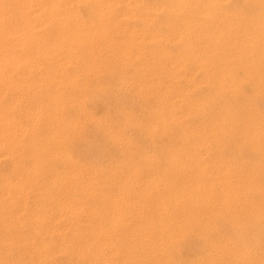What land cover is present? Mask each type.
I'll use <instances>...</instances> for the list:
<instances>
[{
  "label": "bare ground",
  "instance_id": "1",
  "mask_svg": "<svg viewBox=\"0 0 264 264\" xmlns=\"http://www.w3.org/2000/svg\"><path fill=\"white\" fill-rule=\"evenodd\" d=\"M72 1L0 0V264H166L197 229L206 252L195 264H264V15L224 19L222 27L178 15L153 30L142 12L119 13V1L89 0V16ZM249 3L264 8V0ZM160 41L184 51L140 45ZM90 53L97 63L109 56L133 65L135 92L155 101L141 120H129L144 137L170 138L173 131L158 126H177L160 157L133 156L122 144L127 162L115 169L130 174L115 189H108L113 176L98 180L103 168L68 150L89 118L81 106L86 91L101 85L78 80L64 65L85 76ZM144 57L150 63L140 68ZM200 68L213 92L193 100L190 76ZM150 69L160 77L148 78ZM244 85H254L259 101L247 96L244 106L228 107L220 95H245ZM214 96L218 113L201 115ZM65 106L85 118L62 116ZM187 115L198 121L186 124ZM227 141L259 159H232L223 151ZM250 218L254 227L245 225ZM220 225L238 233L224 236Z\"/></svg>",
  "mask_w": 264,
  "mask_h": 264
},
{
  "label": "rangeland",
  "instance_id": "2",
  "mask_svg": "<svg viewBox=\"0 0 264 264\" xmlns=\"http://www.w3.org/2000/svg\"><path fill=\"white\" fill-rule=\"evenodd\" d=\"M116 1H119V5L116 7L119 13H125L127 9L132 13L142 12L146 15L148 21H150L153 30H163L164 27L171 23L173 18L178 15L182 18L190 17L204 22L211 19L212 25L215 27H222L223 25L221 22L224 19L237 21L240 15L248 19L264 15V8L262 7V9H260L257 6H253L249 3L250 0H185L184 8L178 7V5L181 6L178 4L180 0ZM128 2L130 3L129 5ZM72 5L84 16H89L91 14L89 0H74L72 1ZM128 22L132 25H138L139 23L135 18H130ZM140 45L145 49H152L159 46L173 56L182 54L184 51L183 44H172L167 41H160V44ZM207 45L211 46L212 44ZM108 53L103 54L106 55ZM91 55L92 53H90L88 60L84 64L86 68L85 76H81V74L76 71L73 64L68 63L64 65V71L69 75H78V80L84 77L86 84L96 81L101 85V89L98 88L99 90L96 89V91H93L92 88L89 87L86 91L87 99L81 106L85 111L83 113L84 116L89 118L86 120L85 128L81 129L79 135L69 139L68 150H70L74 159L85 161L90 167H102L103 172L98 176V180H111L113 176V183H111V188L108 189H115L123 187L126 177L130 174L127 168L120 171H116L115 169L118 166H123V164L127 162L123 152V146L127 144L131 150H133V156L136 157H140L142 154L160 157V147H168L174 144L177 126L172 125L168 121L158 126L173 131V137L169 138L155 135L154 140H150L146 136L144 137L139 131L138 125H134V123L130 121L141 120L148 109L155 107V101L151 95L144 98L135 92L134 82L137 75L134 73L133 65L125 64L121 61L114 62L109 56L102 58L99 61L100 63H97L96 55ZM149 61L150 60L145 57L139 58L136 60V65L142 68L150 63ZM150 70L151 72H148L146 75L148 78L160 77L157 76L160 75L158 72L153 69ZM235 72L237 80L244 79L245 75L242 69H237ZM190 78L194 85L188 90V97H190V99L197 100L202 95L206 96L212 94L213 86L204 81L203 69L194 70ZM181 84H184V81H182ZM253 86L254 85L245 87L244 85L242 92L244 90L245 95L241 93L237 96H230L227 94L220 96L228 107L236 105L244 106L247 96L251 97L254 102L259 101V98L253 93ZM213 99L214 102L211 103L209 110L208 107L199 110L201 115L208 116L211 110L218 113L219 108L217 103L219 99L215 98V96ZM231 111H233V109H231ZM61 115L66 118H85L79 117V114L75 113L74 109L69 106L63 108ZM90 117L95 121L94 123H89ZM126 118H128L127 122ZM182 121L186 124H194L198 119H193L192 116L187 115ZM96 124H99L98 127ZM40 126L39 132L44 133L45 126ZM128 138L132 139L133 142H126ZM223 146V151H225L229 157H233L232 159L238 157L246 163H255L259 159L257 153L253 154L247 148L243 149L241 147V149H237L233 141H227ZM261 149H264V147ZM208 161L209 160L205 159V162ZM109 170H111V172H109ZM245 225L254 227L251 218ZM127 226L126 231H130L134 226V221H130ZM218 231H224V236L230 238L238 233V230H235V228H232L230 225H220ZM204 234L205 233L201 230H195L190 237L186 238L185 243H183L181 254H178L177 249L176 251H172V259L166 264H195L196 258H198L200 254L206 252V237ZM214 238H216L214 235L209 236L210 240ZM249 239L250 238L246 239V241H249Z\"/></svg>",
  "mask_w": 264,
  "mask_h": 264
}]
</instances>
